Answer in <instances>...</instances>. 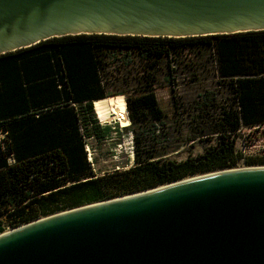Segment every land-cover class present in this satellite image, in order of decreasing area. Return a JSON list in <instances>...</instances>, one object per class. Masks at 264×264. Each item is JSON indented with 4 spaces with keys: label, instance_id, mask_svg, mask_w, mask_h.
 Masks as SVG:
<instances>
[{
    "label": "trees",
    "instance_id": "obj_1",
    "mask_svg": "<svg viewBox=\"0 0 264 264\" xmlns=\"http://www.w3.org/2000/svg\"><path fill=\"white\" fill-rule=\"evenodd\" d=\"M186 49L191 65L177 60L175 69L184 65L197 77L210 66L222 92L205 89L185 103L171 89L170 123L155 89L161 75L171 86L174 71L169 64L163 71L162 62ZM112 61L133 83L130 89L106 90ZM117 96L126 102L130 125L122 134H132L134 165L100 174L87 146L95 152L107 128L93 104ZM186 127L189 141L212 143L198 157L168 159L171 129ZM258 129L264 131V31L185 38L79 34L2 54L0 234L67 209L234 168L242 158L238 138ZM243 162L264 165V154Z\"/></svg>",
    "mask_w": 264,
    "mask_h": 264
},
{
    "label": "water",
    "instance_id": "obj_2",
    "mask_svg": "<svg viewBox=\"0 0 264 264\" xmlns=\"http://www.w3.org/2000/svg\"><path fill=\"white\" fill-rule=\"evenodd\" d=\"M264 31V0H0V55L79 34ZM0 264H264V165L203 173L0 234Z\"/></svg>",
    "mask_w": 264,
    "mask_h": 264
},
{
    "label": "rangeland",
    "instance_id": "obj_3",
    "mask_svg": "<svg viewBox=\"0 0 264 264\" xmlns=\"http://www.w3.org/2000/svg\"><path fill=\"white\" fill-rule=\"evenodd\" d=\"M191 56L187 54V49L184 50L183 56H169L165 59L164 63L162 62L163 71H167V64L170 66L173 76L170 78L171 86H167V82L163 75L158 78V87H156V93L159 99V104L161 108L166 112L168 116V121L172 122V104L170 98V90L173 89L176 91L183 99L185 103L192 100L205 89H211L215 91L222 92V88L217 84V79L214 75L213 69L209 66L207 69H203V73L201 75L195 77L192 75L191 71L187 70L188 68L184 67L183 69H175L174 62L179 60L183 63L191 65ZM118 63L116 61H112L111 65L108 67L107 74L105 75L107 81L104 83L106 90L118 91L121 89L127 90L133 86L132 82L126 81L125 78L119 75L116 71V65ZM176 70V72H175ZM105 81V79H104ZM124 98V97H123ZM125 100V99H124ZM127 109V107H126ZM112 113H109V119L102 121V123H106L110 120ZM128 114V112H127ZM115 119V118H114ZM106 121V122H105ZM117 123H112L113 125H122L119 120L116 119ZM129 124L124 126L126 128ZM172 133V142L170 144V148L168 151V159L182 161L188 158H195L205 153V150L210 146L212 142H207L206 140L196 139L193 141H189L191 132L187 127L180 131V133H176L173 129H171ZM2 140V132H0V141ZM120 144L121 146L114 145V143ZM132 136L131 133L123 132V137L117 141V139L111 140L110 142L103 143L97 147V151L95 152V160H94V169L95 172L103 174L106 171H114V170H124L128 169L134 165V154L132 151ZM115 146V147H114ZM114 147V148H113ZM113 149V150H112ZM236 150L238 154L242 156L239 164L234 168H244L248 167V165L244 164L243 160L246 157H254L257 155L264 154V131L262 129H258L250 134H243L237 140ZM239 155V156H240ZM113 156V157H112ZM116 156V157H115ZM94 156L92 155V159ZM258 166V165H256ZM196 176V175H194ZM192 177V176H190ZM187 177V178H190ZM185 179V178H184ZM69 210V209H67ZM12 228L8 227L6 231Z\"/></svg>",
    "mask_w": 264,
    "mask_h": 264
},
{
    "label": "bare ground",
    "instance_id": "obj_4",
    "mask_svg": "<svg viewBox=\"0 0 264 264\" xmlns=\"http://www.w3.org/2000/svg\"><path fill=\"white\" fill-rule=\"evenodd\" d=\"M94 108L101 121L109 119V113H112L113 117L119 120L122 125L126 126L129 124L126 102L123 96L96 100L94 102Z\"/></svg>",
    "mask_w": 264,
    "mask_h": 264
},
{
    "label": "crops",
    "instance_id": "obj_5",
    "mask_svg": "<svg viewBox=\"0 0 264 264\" xmlns=\"http://www.w3.org/2000/svg\"><path fill=\"white\" fill-rule=\"evenodd\" d=\"M98 100H101V99H98ZM96 101V100H95ZM94 101V102H95ZM93 106H94V104H93ZM94 110H95V108H94ZM95 112H96V110H95ZM96 115H97V112H96ZM110 116H112L111 114H110ZM97 117H98V115H97ZM99 119V118H98ZM106 122V121H105ZM99 123L101 124V126L102 127H106L107 128V131H106V133H105V141H103L101 144H103V143H107V142H110L111 140H114V139H117V141L119 140V136L120 135H123L122 134V125H113L112 123H117V122H115V119H114V117L112 116L111 118H110V120L109 121H107L106 123H102V121L99 119ZM123 137V136H122ZM92 144H97V142H95L94 140H92ZM101 144H99V145H101ZM114 145H116V142L114 143ZM96 146V145H95ZM88 148H90V146H87ZM98 147V146H97ZM115 147V146H114ZM113 147V148H114ZM91 149V148H90ZM91 150H93V149H91ZM113 150V149H112ZM94 151V150H93ZM97 151V149L95 150V152ZM95 155V154H94ZM113 157V156H112Z\"/></svg>",
    "mask_w": 264,
    "mask_h": 264
},
{
    "label": "built area",
    "instance_id": "obj_6",
    "mask_svg": "<svg viewBox=\"0 0 264 264\" xmlns=\"http://www.w3.org/2000/svg\"><path fill=\"white\" fill-rule=\"evenodd\" d=\"M115 121H116V119H115ZM131 136H132V134H131ZM5 137H6V133H3L2 134V139L5 138ZM132 143H133V137H132ZM0 145H2V146H0L1 148H4V144H2V140L0 141ZM117 146L120 147L121 145L118 144ZM87 151H88L89 161L92 162L93 161L92 155L94 156L95 152L93 150H91L90 148H88V147H87ZM131 153L134 154V152H133V145H132V151H131Z\"/></svg>",
    "mask_w": 264,
    "mask_h": 264
}]
</instances>
